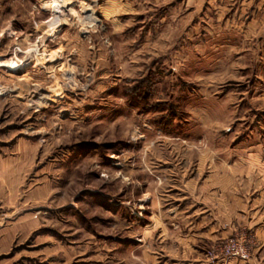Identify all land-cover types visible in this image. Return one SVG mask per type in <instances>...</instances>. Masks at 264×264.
<instances>
[{"label":"rangeland","instance_id":"rangeland-1","mask_svg":"<svg viewBox=\"0 0 264 264\" xmlns=\"http://www.w3.org/2000/svg\"><path fill=\"white\" fill-rule=\"evenodd\" d=\"M45 1L0 0V264H264V0Z\"/></svg>","mask_w":264,"mask_h":264},{"label":"crops","instance_id":"crops-1","mask_svg":"<svg viewBox=\"0 0 264 264\" xmlns=\"http://www.w3.org/2000/svg\"><path fill=\"white\" fill-rule=\"evenodd\" d=\"M66 5H61L60 7H65ZM85 10H86V8H85ZM87 11H89V10H87ZM58 11H56V12H52V15L54 14V15H56V13H57ZM90 12V11H89ZM89 16H91V14L90 15H87V18L89 17ZM86 17V16H85ZM84 17V18H85ZM86 19V18H85ZM59 24H57V26H58ZM57 27L55 26V29H56ZM45 36L46 37H50L48 34H47V32L45 31ZM51 38V37H50ZM40 40V39H39ZM41 41V40H40ZM43 49V50H42ZM40 50H42L43 51V53H45L46 52V50H44V48H43V46H42V48L40 49ZM43 53H41L40 52V56H38V57H42V56H45L46 55V53L45 54H43ZM39 58V59H40ZM4 62H5V66H7L8 68H11V69H17L19 66H16V65H14V64H12V62L11 61H9V60H6V59H2ZM59 67H57V69H58ZM60 69H62V68H60ZM1 91H3V88H1L0 89V92ZM56 91H54V93H55ZM45 97V96H44ZM43 97V98H44ZM37 102H41L40 100H38L37 99ZM3 170V169H2ZM3 172V171H2ZM1 172V173H2ZM203 232H205V233H203ZM201 233H203L202 235H204V236H206L208 239H210V240H216L217 239V237H220V236H223L225 233H219V232H216L215 230H214V227L211 225V224H208L207 225V227H206V229L204 230V231H202ZM201 233L199 234L198 233V235H196L195 237L196 238H198L199 237V235L201 236ZM7 234H8V232L5 230V229H0V243H4L8 238L6 237L7 236ZM200 238V237H199ZM5 244V243H4ZM199 263L198 264H205V262L203 261V260H199L198 261ZM216 264H218V263H216ZM227 264H242V262H235V261H233V260H231V261H229Z\"/></svg>","mask_w":264,"mask_h":264},{"label":"built area","instance_id":"built-area-1","mask_svg":"<svg viewBox=\"0 0 264 264\" xmlns=\"http://www.w3.org/2000/svg\"><path fill=\"white\" fill-rule=\"evenodd\" d=\"M219 254L227 258H237L239 260H246L249 255L245 244L239 243L234 238H229L218 249ZM211 258H215L211 256Z\"/></svg>","mask_w":264,"mask_h":264},{"label":"bare ground","instance_id":"bare-ground-1","mask_svg":"<svg viewBox=\"0 0 264 264\" xmlns=\"http://www.w3.org/2000/svg\"><path fill=\"white\" fill-rule=\"evenodd\" d=\"M66 4H67V0H51V1L49 0V1H45L43 3V5L48 7L53 13L58 11V9L60 8L61 5H66ZM80 6L83 9H85V8L88 9L90 11V14H92V11H94L92 9L93 7H90L89 4H84L81 2ZM85 18H87V16ZM87 20L91 21L92 20L91 16H89L87 18ZM46 32L51 38H53L56 34L55 28L47 29ZM43 54H45V53H43ZM37 58H40V57H37ZM37 60H39V59H37ZM0 66H5V62L3 60H0Z\"/></svg>","mask_w":264,"mask_h":264}]
</instances>
